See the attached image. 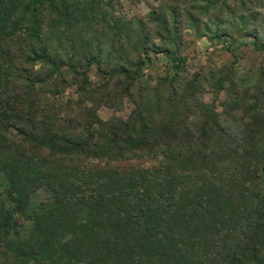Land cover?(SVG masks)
Listing matches in <instances>:
<instances>
[{
    "label": "trees",
    "instance_id": "trees-1",
    "mask_svg": "<svg viewBox=\"0 0 264 264\" xmlns=\"http://www.w3.org/2000/svg\"><path fill=\"white\" fill-rule=\"evenodd\" d=\"M114 1L0 0V264H264V79L181 55L264 53V0ZM152 53L171 68L141 88Z\"/></svg>",
    "mask_w": 264,
    "mask_h": 264
},
{
    "label": "rangeland",
    "instance_id": "rangeland-1",
    "mask_svg": "<svg viewBox=\"0 0 264 264\" xmlns=\"http://www.w3.org/2000/svg\"><path fill=\"white\" fill-rule=\"evenodd\" d=\"M113 8L119 10L122 14H125L128 18H142L149 11L156 9L157 5L151 0H115L112 4ZM188 41L191 43L188 48L181 51L182 56L188 57L187 65L190 73L197 71H209L212 68L229 67L231 63H235L238 73L247 72L249 75L261 76L264 79V53H255L252 46L242 41L237 42H213L211 43L204 37H196L194 34L187 36ZM154 58V65L150 69H142V74L138 81L141 88H147L149 85L154 86L155 78L158 74H162L171 68V63L166 60L164 55L152 53ZM263 70V75H260V71ZM75 88L69 87L64 92V97H70V99L76 102ZM224 93L216 96L209 89L204 95V101L206 103L213 102L218 112L224 108ZM66 99H63L65 101ZM134 108L133 104L128 100H123V106L121 111H115L114 109L102 108L98 114L101 119L105 120L114 116H121L126 119L129 113ZM78 110L75 111V113ZM152 162L146 161H132L129 163H121L120 167L127 170H135L152 167ZM38 203L44 202L48 198L46 192H40L35 195Z\"/></svg>",
    "mask_w": 264,
    "mask_h": 264
}]
</instances>
